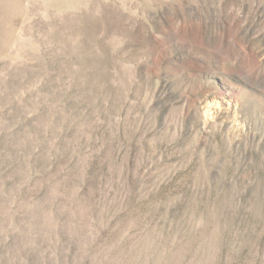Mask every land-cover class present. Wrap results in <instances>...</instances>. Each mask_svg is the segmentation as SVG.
Masks as SVG:
<instances>
[{
    "label": "rangeland",
    "instance_id": "1",
    "mask_svg": "<svg viewBox=\"0 0 264 264\" xmlns=\"http://www.w3.org/2000/svg\"><path fill=\"white\" fill-rule=\"evenodd\" d=\"M0 264H264V0H0Z\"/></svg>",
    "mask_w": 264,
    "mask_h": 264
}]
</instances>
